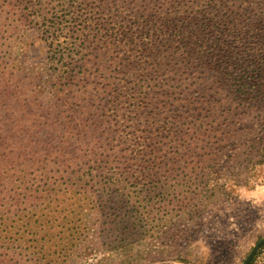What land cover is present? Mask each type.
Listing matches in <instances>:
<instances>
[{
    "label": "rangeland",
    "instance_id": "1",
    "mask_svg": "<svg viewBox=\"0 0 264 264\" xmlns=\"http://www.w3.org/2000/svg\"><path fill=\"white\" fill-rule=\"evenodd\" d=\"M261 189L264 0H0V264H243Z\"/></svg>",
    "mask_w": 264,
    "mask_h": 264
},
{
    "label": "water",
    "instance_id": "2",
    "mask_svg": "<svg viewBox=\"0 0 264 264\" xmlns=\"http://www.w3.org/2000/svg\"><path fill=\"white\" fill-rule=\"evenodd\" d=\"M264 245V239L259 241L256 246L251 250L249 256L246 258L245 262L243 264H249V262L252 260V258L254 257L255 253L257 252V250Z\"/></svg>",
    "mask_w": 264,
    "mask_h": 264
},
{
    "label": "clouds",
    "instance_id": "3",
    "mask_svg": "<svg viewBox=\"0 0 264 264\" xmlns=\"http://www.w3.org/2000/svg\"><path fill=\"white\" fill-rule=\"evenodd\" d=\"M261 191H264V189H261ZM257 202H259V201H257Z\"/></svg>",
    "mask_w": 264,
    "mask_h": 264
}]
</instances>
